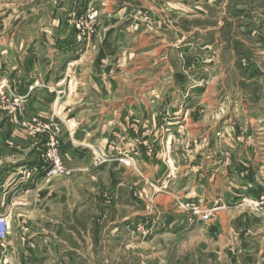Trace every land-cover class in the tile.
Listing matches in <instances>:
<instances>
[{
	"label": "rangeland",
	"instance_id": "obj_1",
	"mask_svg": "<svg viewBox=\"0 0 264 264\" xmlns=\"http://www.w3.org/2000/svg\"><path fill=\"white\" fill-rule=\"evenodd\" d=\"M260 19L264 0H0V183L23 178L12 203L58 240L0 264H264Z\"/></svg>",
	"mask_w": 264,
	"mask_h": 264
},
{
	"label": "crops",
	"instance_id": "obj_2",
	"mask_svg": "<svg viewBox=\"0 0 264 264\" xmlns=\"http://www.w3.org/2000/svg\"><path fill=\"white\" fill-rule=\"evenodd\" d=\"M258 26L263 27L264 26V20L260 19L259 24L257 26L256 25L252 26V24H250V22H246L244 24V26H242V27L254 30V28H257ZM22 69H24L25 71H28V72L30 71V68L28 69L24 66ZM40 72H41V74L43 73L42 71H40ZM21 75L23 76V73ZM21 80H22L21 81L22 84L24 86H26V88H27L29 86L28 73L25 74L24 78L22 77ZM261 90L264 91V86H262ZM246 103L248 106H252V104L248 103L247 101H246ZM261 130L263 131L264 129L262 128ZM71 133L72 134H69L70 136L69 135L68 136L71 137L73 140H75L76 138H82V136L84 135V132H82V131H74ZM66 141H68V142L66 143ZM60 144H61V147H60L61 153L64 154V156H67L68 157L67 159H69L73 162H77V161L79 162V160L82 158L81 156H83L84 158L87 157V154H88L87 152L86 153H80L79 149H76L73 146H71V143L69 144V140L67 138V135H63V138H62ZM260 162L262 163V166L260 169L262 171H264V162L263 161H260ZM213 165H214V162H211V161L206 162L205 161V163H204L205 168L204 169L209 170L211 168L210 166H213ZM16 167L14 166V164H8L7 162H3V163L0 162V175H2L1 173H5V175H8V173L11 172V170L13 171L14 169H16ZM215 181H217V180H215ZM261 183H264V182H261ZM214 184H217V183L214 182ZM33 186H32V188H33ZM20 188L21 187H19L18 182H17L16 178H14V177H10L8 179V181H6V183L3 185L0 183V195L2 197H4V200H3L4 202L0 201V214L7 216V218L11 222V234L7 237V246H10L12 251H13V247L16 246V249L18 251V248H19L18 246H24L23 243H21V239H20V235H24V234H25V236L28 235L27 241L28 242L32 241V242L36 243V246H42L43 245L42 242H44V240L48 241V244L44 245V246H57L58 240L54 236V234H48L45 231H41L42 229H40L41 226H40V222H39V219H41V216L36 214L34 208L30 209L31 203H27L29 208H26L27 206L16 207L12 203L15 198L27 199V198H25L27 196L22 194V192L20 191ZM34 191L35 190L30 189L31 194ZM203 193H204V191H203ZM203 193L199 195L201 198H202ZM25 209H28L29 211H25ZM27 212H28V214H27ZM24 214L28 215L29 218H31L33 220L28 222L29 229H24L22 232V230H20V227L22 225H20L19 221H20V219H22L24 217ZM177 222L178 221L174 220V218L172 216L169 217V220L167 218L166 224L167 223H168V225L170 224L169 227L167 225V227L165 228V233L167 235H168V233L173 234L174 232L177 231V229H176V227L178 226ZM180 237H182V236H180Z\"/></svg>",
	"mask_w": 264,
	"mask_h": 264
},
{
	"label": "built area",
	"instance_id": "obj_3",
	"mask_svg": "<svg viewBox=\"0 0 264 264\" xmlns=\"http://www.w3.org/2000/svg\"><path fill=\"white\" fill-rule=\"evenodd\" d=\"M53 156L55 155V152H53ZM60 160L58 158H53L52 161V169L50 173H55L60 168ZM25 182L22 178L20 181L22 192L24 194L29 193V189L25 188V185H23ZM10 229H11V222L8 220L7 216L0 214V248H5L7 246V237L10 235Z\"/></svg>",
	"mask_w": 264,
	"mask_h": 264
}]
</instances>
